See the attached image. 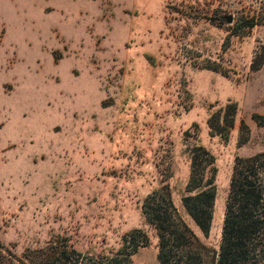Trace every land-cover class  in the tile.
Returning a JSON list of instances; mask_svg holds the SVG:
<instances>
[{
	"label": "rangeland",
	"instance_id": "rangeland-1",
	"mask_svg": "<svg viewBox=\"0 0 264 264\" xmlns=\"http://www.w3.org/2000/svg\"><path fill=\"white\" fill-rule=\"evenodd\" d=\"M198 145L218 168L208 235L183 204ZM260 151L264 0H0L8 249L62 234L84 253H109L135 234L134 264H160L142 203L164 184L219 249L235 158Z\"/></svg>",
	"mask_w": 264,
	"mask_h": 264
},
{
	"label": "trees",
	"instance_id": "trees-1",
	"mask_svg": "<svg viewBox=\"0 0 264 264\" xmlns=\"http://www.w3.org/2000/svg\"><path fill=\"white\" fill-rule=\"evenodd\" d=\"M217 173L215 156L202 145L194 147L183 204L204 235L214 217ZM142 211L157 232L160 264H264V151L235 158L219 249L206 244L181 217L169 184L152 191ZM139 242L129 234L116 251L84 253L57 234L17 254L0 241V264H134Z\"/></svg>",
	"mask_w": 264,
	"mask_h": 264
},
{
	"label": "water",
	"instance_id": "water-1",
	"mask_svg": "<svg viewBox=\"0 0 264 264\" xmlns=\"http://www.w3.org/2000/svg\"><path fill=\"white\" fill-rule=\"evenodd\" d=\"M227 21H228V22H231V21H232V19H231L230 16L227 17Z\"/></svg>",
	"mask_w": 264,
	"mask_h": 264
}]
</instances>
